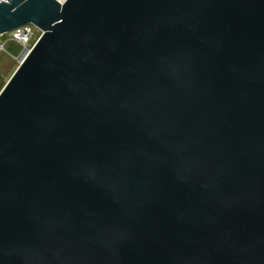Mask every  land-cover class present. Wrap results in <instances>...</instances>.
<instances>
[{"label": "water", "instance_id": "obj_1", "mask_svg": "<svg viewBox=\"0 0 264 264\" xmlns=\"http://www.w3.org/2000/svg\"><path fill=\"white\" fill-rule=\"evenodd\" d=\"M30 22L0 264H264V0L0 3Z\"/></svg>", "mask_w": 264, "mask_h": 264}, {"label": "rangeland", "instance_id": "obj_2", "mask_svg": "<svg viewBox=\"0 0 264 264\" xmlns=\"http://www.w3.org/2000/svg\"><path fill=\"white\" fill-rule=\"evenodd\" d=\"M39 34L40 32H38L36 36ZM6 39V35H0V41ZM34 42L35 39L30 43V46L33 45ZM25 49L26 48L23 45L16 41H8L6 50H0V91L20 65V56Z\"/></svg>", "mask_w": 264, "mask_h": 264}, {"label": "built area", "instance_id": "obj_3", "mask_svg": "<svg viewBox=\"0 0 264 264\" xmlns=\"http://www.w3.org/2000/svg\"><path fill=\"white\" fill-rule=\"evenodd\" d=\"M2 1L3 0H0V3ZM38 32H40V34L36 36V34H38ZM42 33H43V31L32 22L23 24L19 27H16V28L10 30L9 32L0 34L1 36L2 35L7 36L6 40L0 41V50H6V45H7L8 41H16L19 44L23 45L25 48L32 49L33 46L38 41V39L40 38V36L42 35ZM34 39H35V42L33 43V45L30 46V43Z\"/></svg>", "mask_w": 264, "mask_h": 264}, {"label": "bare ground", "instance_id": "obj_4", "mask_svg": "<svg viewBox=\"0 0 264 264\" xmlns=\"http://www.w3.org/2000/svg\"><path fill=\"white\" fill-rule=\"evenodd\" d=\"M65 1V0H64Z\"/></svg>", "mask_w": 264, "mask_h": 264}]
</instances>
